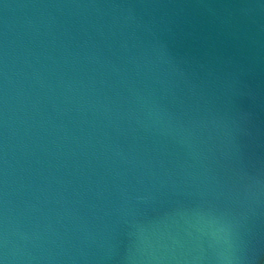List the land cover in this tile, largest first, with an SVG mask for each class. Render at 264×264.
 I'll return each instance as SVG.
<instances>
[{
  "label": "water",
  "instance_id": "1",
  "mask_svg": "<svg viewBox=\"0 0 264 264\" xmlns=\"http://www.w3.org/2000/svg\"><path fill=\"white\" fill-rule=\"evenodd\" d=\"M0 264H264V0H0Z\"/></svg>",
  "mask_w": 264,
  "mask_h": 264
}]
</instances>
